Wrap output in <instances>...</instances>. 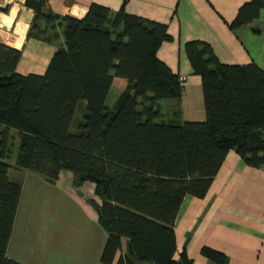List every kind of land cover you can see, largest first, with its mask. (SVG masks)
<instances>
[{"label":"trees","instance_id":"16d2710c","mask_svg":"<svg viewBox=\"0 0 264 264\" xmlns=\"http://www.w3.org/2000/svg\"><path fill=\"white\" fill-rule=\"evenodd\" d=\"M36 11L46 23L56 15ZM263 0L244 3L231 28L260 14ZM64 43L44 74L19 73L21 51L0 41V264H23L7 248L22 184L10 177L7 161L19 137L15 166L48 181L62 170L76 182L92 173L106 182L102 203L92 202L109 237L102 258L111 261L131 243L118 264H193L183 249L176 257L175 221L187 195L204 197L230 150L253 167H264V69L256 63L225 64L212 45L186 43L194 73L202 78L206 119H162L159 101L180 100V76L158 58L173 40L165 23L93 3L85 17L64 18ZM115 77L127 80L113 107L107 103ZM86 104L81 118L76 113ZM76 126V130L72 128ZM213 264L226 255L204 247Z\"/></svg>","mask_w":264,"mask_h":264},{"label":"crops","instance_id":"0c3cea01","mask_svg":"<svg viewBox=\"0 0 264 264\" xmlns=\"http://www.w3.org/2000/svg\"><path fill=\"white\" fill-rule=\"evenodd\" d=\"M248 1L44 0L43 9L55 14L56 20H39L31 29L36 11L19 0L8 13H0V41L21 51L16 69L19 73L44 74L54 53L65 45V17L81 19L93 3L114 13L123 6L130 14L167 24L173 36V40L161 44L157 55L180 76L184 92L180 100H166L171 105L169 114L163 102H158L162 119H174V112L179 110L177 119L181 122L203 121L206 108L202 78L194 73L185 45L192 40L206 41L222 63L254 62L264 69V7L255 20L230 27ZM127 83L115 77L110 93L116 89L121 94ZM80 105L84 110L85 102ZM13 134L14 146L7 161L12 165L10 177L22 184V191L8 256L23 264H118L128 253L129 242L123 237L111 261L102 258L109 232L92 203H102L97 183L76 182L70 170H62L58 179L50 182L36 172L16 167L20 141L17 132ZM174 229L175 256L185 249L193 264H213L203 254L204 247L224 253L225 264H264V167H253L230 150L207 194L184 198Z\"/></svg>","mask_w":264,"mask_h":264},{"label":"water","instance_id":"95a60500","mask_svg":"<svg viewBox=\"0 0 264 264\" xmlns=\"http://www.w3.org/2000/svg\"><path fill=\"white\" fill-rule=\"evenodd\" d=\"M24 5L34 11H37L40 8L41 5V0H24ZM11 9V5L9 3H6L4 5H0V10L8 13ZM81 177L93 181L97 184H100L101 187V193L105 194L106 193V182L104 179L99 178L97 176H95L92 173H87V172H83L80 174ZM128 254L131 255L132 257L135 258V254L132 248L131 243L128 244Z\"/></svg>","mask_w":264,"mask_h":264},{"label":"rangeland","instance_id":"374dc122","mask_svg":"<svg viewBox=\"0 0 264 264\" xmlns=\"http://www.w3.org/2000/svg\"><path fill=\"white\" fill-rule=\"evenodd\" d=\"M6 3H9L12 6H14L15 4L19 3V0H0V5H4ZM3 11L0 10V13H2ZM5 13V12H3ZM120 92H118L116 89L112 90V92L109 95L108 98V105L110 107L114 106V103L116 102V99L118 98ZM161 102H163L162 106L165 109V113H168L171 109V105H167L166 100H162ZM82 105H79L78 109H77V113H76V122L79 118H81V112H82ZM169 114V113H168ZM73 130H76V126L74 125V127L72 128Z\"/></svg>","mask_w":264,"mask_h":264}]
</instances>
